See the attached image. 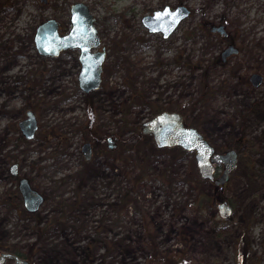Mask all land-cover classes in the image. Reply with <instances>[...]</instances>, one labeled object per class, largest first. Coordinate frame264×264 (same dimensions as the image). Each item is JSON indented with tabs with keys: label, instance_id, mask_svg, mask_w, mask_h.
Returning <instances> with one entry per match:
<instances>
[{
	"label": "rangeland",
	"instance_id": "rangeland-1",
	"mask_svg": "<svg viewBox=\"0 0 264 264\" xmlns=\"http://www.w3.org/2000/svg\"><path fill=\"white\" fill-rule=\"evenodd\" d=\"M75 2L89 5L107 48L103 82L90 94L79 88V51L43 59L34 43L36 28L49 18L56 19L66 34ZM262 3L0 0V172H6L8 161L15 158L23 163L22 173L29 178L55 186V204L49 197L40 219L60 214L61 200L80 181L86 186L82 192L94 190L96 203H100L77 207L68 221L43 238L33 229L37 216L28 215L27 231L22 229L25 242L17 248L34 253L36 264H235L237 240L246 231L251 246L245 264H264V188L256 180L249 181L252 168L248 166L247 176L244 168V159L251 160L255 178L264 179V83L256 88L248 80L254 71L264 72V59L255 64V70L243 55L235 63H221L218 58L226 49V38L218 31H207L220 26L234 31L235 24L247 19V8L253 20H264ZM182 4L192 14L170 38L152 34L143 26L144 15ZM253 24L254 33L263 36L257 31L264 24ZM191 62L195 68H189ZM39 70L43 74L36 76ZM205 78L214 87L213 93L195 105L189 117L192 121L187 122H194L220 152L242 145L251 149L248 158H240L225 193L231 204L234 195L228 191L236 193L237 213L230 221L221 219L215 187L206 181L196 190L186 181L187 172L196 173L195 155L155 150L149 136L141 132L142 124L153 115L147 100L181 106L198 97ZM40 86L36 94L32 92L31 87ZM34 102H39L38 133L32 140L19 142L20 133H9L6 125L18 124L14 116ZM91 112L93 126L88 125ZM96 128L104 134L120 135L122 130V138L116 154H109L104 142L87 161L83 144L91 142L95 151ZM46 130L55 135L43 138ZM123 140H129L130 149L123 147ZM140 164L150 177L132 186ZM72 178V184L67 183ZM117 198H122L119 208ZM122 205L127 207L122 209ZM77 218L86 220L79 234ZM0 230L8 232L1 226Z\"/></svg>",
	"mask_w": 264,
	"mask_h": 264
},
{
	"label": "water",
	"instance_id": "water-1",
	"mask_svg": "<svg viewBox=\"0 0 264 264\" xmlns=\"http://www.w3.org/2000/svg\"><path fill=\"white\" fill-rule=\"evenodd\" d=\"M191 11L186 6H178L172 10L166 6L163 10L154 11L153 15H146L142 19L143 26L150 33H162L165 38H169L186 20ZM71 28L67 34L61 35L59 24L54 19H49L41 24L35 35L36 48L43 57H55L63 50H79V60L82 64L79 74V86L84 93L97 90L102 82L103 63L106 59V52H94L100 45L101 40L95 26V19L89 7L83 2L72 4L70 9ZM222 29V28H221ZM262 77L254 74L251 81L255 87L260 86ZM21 122V128L28 138H32L37 130L35 121ZM183 117L177 113H162L155 118L144 123L145 133H154L155 140L159 147L181 146L187 151H197L196 161L202 177L212 179L216 172V165L224 164L226 170L218 184L224 185L228 180L229 173L236 167V153L230 151L226 155L214 154L213 148L203 137L192 129L182 127ZM112 138L108 139L111 145ZM85 159L90 161L92 158L91 144L83 145ZM17 165L12 167L16 172ZM27 201L33 203L37 210L42 203V197L35 192L25 194ZM36 202V204H35ZM222 214H229L230 208L226 203L220 205Z\"/></svg>",
	"mask_w": 264,
	"mask_h": 264
},
{
	"label": "flooded vegetation",
	"instance_id": "flooded-vegetation-1",
	"mask_svg": "<svg viewBox=\"0 0 264 264\" xmlns=\"http://www.w3.org/2000/svg\"><path fill=\"white\" fill-rule=\"evenodd\" d=\"M245 1L247 2L248 0ZM262 2H263L262 9L264 10V0H262ZM247 9H248V13L246 14L247 19L245 20V22L242 24H238V23L235 24L234 31L226 30L227 35L226 36L222 35L224 36V38H226L227 48H228L227 50H225V52L226 51L227 52L226 53L224 52L222 59L223 60L230 59L233 60L235 63L238 61L237 57L239 55H243L246 64L254 69L255 64L256 63L262 64L261 60L264 59V28L262 26L263 29L257 31L258 34L263 36L260 37L257 36V34L254 33L255 30H252L255 27V24H253V22L259 21L261 26L264 24V20H261L262 18L260 20L258 19L253 20L252 16L249 15V8ZM237 36H240V38L236 39ZM56 58L57 57H54L53 60ZM40 74L42 75L43 72L41 70L37 71V75ZM254 74L261 75L262 77L261 85H262L264 83V72L262 73L259 70H257L256 72L254 71L248 80L251 81V78ZM31 88H32L31 89L32 92L34 93L41 90V86L31 87ZM37 112H38L37 107L34 108L31 107L25 110L24 109L20 110L19 113L14 116L18 124L14 123L13 125H6L7 131L9 133H13V132L20 133V137L17 138L19 142L28 141L29 139L26 137L23 129L21 128V122L28 121L29 123V121L34 120L37 127L39 128ZM163 112L164 111L153 114L158 115ZM168 112L171 111L168 110ZM28 123L26 122L24 123L25 129ZM182 127L188 128L190 126H188L184 120V122L182 123ZM192 129H194L195 132L200 133L197 127ZM146 136H149V140L152 141L153 139L155 140L154 133H149V135ZM113 137L114 138L112 139L111 143L115 141L117 142L119 140L118 135H114ZM116 137L118 139H116ZM213 148H214V154L227 153V151L220 152L216 150L214 146ZM160 150L170 152L171 149L167 147V148H162ZM230 150L236 152V158L238 160L241 156V152L238 150V148L230 149ZM193 154H195V152ZM12 163L17 164L16 172L12 171V167H13V165L11 166ZM21 163H22L21 161L18 162L15 158H11L8 161V165H10V167H8L6 172H0V226L8 230V232H3L0 230V235L6 234L3 238L0 237V264H36V262L38 261L37 259H35L33 255L34 253H29V252L24 253L20 250L21 248H17V245L25 242L24 238H22V234L25 231H23L22 229L26 228L27 231V221H26L27 216L28 215L35 216L39 212L46 211L43 209L45 203L46 205H48L46 196L48 195L51 189L48 185H41L36 181L32 180L31 178H29L26 173H22V170L24 169V165L23 163L22 164ZM218 170H219L218 172H220L221 168H218ZM218 179H219V175L216 173L214 179L208 180V182L210 183L211 186L215 187L217 190L219 189L222 192L221 184L217 183ZM226 185L227 183L225 184L224 188L226 187ZM30 191L35 192L42 197V203L40 204L39 208L35 211H33L35 209L33 203L31 202V200L27 201V198L25 196V194ZM222 194L223 193H221V195ZM231 194L234 196L236 195L234 191L231 192ZM234 196H232L231 198L232 204H230L232 210L230 214L226 215L228 221H230L232 218L234 219L237 213ZM214 201L218 202L221 201V199L218 197ZM57 227H58V222H55L54 231L57 229Z\"/></svg>",
	"mask_w": 264,
	"mask_h": 264
},
{
	"label": "trees",
	"instance_id": "trees-1",
	"mask_svg": "<svg viewBox=\"0 0 264 264\" xmlns=\"http://www.w3.org/2000/svg\"><path fill=\"white\" fill-rule=\"evenodd\" d=\"M195 67H196V65L193 62H191V64L189 65V68H195ZM232 70H234V68ZM36 76H37V73H36ZM207 81H208V79L205 78L204 83H203V88L201 90L202 92L199 93L198 97L187 102L186 104H183L181 106H176L175 104L174 105L173 104L167 105V103H164L161 101H158L157 103L150 104L151 102L149 100H147V103H148L147 105H149V108H151L152 113H157V112H161L164 110L177 111V112L184 115L186 121H192V118H189V117L192 115V111L195 108V105H197L198 103L205 102V100H208V98L213 93L214 87L210 88L209 83ZM135 92L138 93V90H135ZM38 105H39V102H38V104H36V102L33 103V107H38ZM94 122H95V115H94V113L92 114V112H91L89 115V118H88V125L93 126ZM188 124L196 127L194 122H192V123L189 122ZM122 133L123 132L121 130L119 133L121 137H122V135H121ZM108 134L102 133L97 128L93 130V138L95 140V143L97 142L95 144V146H96L95 152L99 149V147L102 145V143L105 142V138ZM113 134L118 135L117 133H113ZM54 135L55 134H54L53 130H46L42 133L43 138H48V137L54 136ZM62 142H63V140H62ZM122 145H123V147H127L128 149L131 148V145L129 144V140H123ZM242 146H243L242 149L244 150L245 155H247L249 153L247 150V148H248L247 145H242ZM107 152L111 153L109 151H107ZM116 152H117V150L113 151L112 154H116ZM244 152H242V153H244ZM248 166L251 167L252 165L246 164L244 166L246 176L249 173ZM137 172H138L137 176L131 182L132 186H138V185L142 184L143 182H145L148 177H150V174L147 172V169L143 165H138ZM247 177L249 178V181L256 180L255 181L256 185L264 188V183H262V182H264V179L258 181L255 178L256 173H255L254 169H252L250 171V173L248 174ZM185 178H186L187 182L194 184L196 190L200 189L199 187L205 182L196 173L193 174V173L187 172ZM72 181H74L73 178L70 179V181H67V183L72 184ZM73 184L75 185L76 182H73ZM54 187L55 186L50 187L51 190L49 191L48 195L46 196L48 204H50L49 197L51 199V202L54 203L53 200H55V191H56L55 189L54 190L52 189ZM84 187H86L85 184H83L82 181H80V184H78V186H74V188L72 189V193L69 194L68 196L64 197L61 200V202H63V203H61L60 206H58L59 204L57 203V206L59 207L57 212L58 213L60 212V214H58V215L51 214L49 216H46L44 219L38 218L39 215L37 216L38 219H37L36 224L33 226V229H34V232L38 238H41V237L43 238V237L47 236V234H49L50 232H54L55 222H58V225L62 226L64 224V222H66L70 219V214L73 213L77 207H83V208L87 207L88 208L89 206L93 207L96 204L100 205L99 202L96 203L95 197L97 196V194L94 193V190H91L90 192H87L88 190L86 192L85 191L82 192ZM96 187L97 186H95L94 188H96ZM94 188H92V189H94ZM100 188L101 187H99L98 189H100ZM251 189H252V187H251ZM116 196L118 197V195H116ZM120 199H122V198H117L118 208L122 204ZM125 207H127V205H122V209H124ZM72 218L75 219L74 217H72ZM76 221H78V222L80 221V225L78 226V230H77V233L79 234V233H81L79 228H83V230H84V228H85L84 223H86V220H80L77 218ZM99 224L100 223L97 224V227H100ZM248 239H249V237L246 236V231H244L242 238L237 240L238 244L236 247H238V249H237V251H235V257L237 258L236 259L237 264H245V262H246L245 254H246V256L248 254V257L250 255L249 254L250 253L249 247L251 246V241L249 242ZM90 247L92 250L93 249L92 244L89 246V248Z\"/></svg>",
	"mask_w": 264,
	"mask_h": 264
}]
</instances>
